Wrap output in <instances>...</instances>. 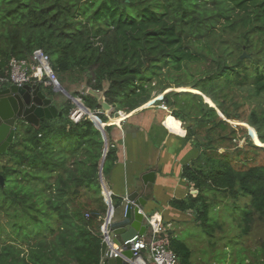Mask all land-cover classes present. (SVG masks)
<instances>
[{
  "label": "trees",
  "instance_id": "1",
  "mask_svg": "<svg viewBox=\"0 0 264 264\" xmlns=\"http://www.w3.org/2000/svg\"><path fill=\"white\" fill-rule=\"evenodd\" d=\"M37 50L91 111L100 108L86 91L105 93L113 112L99 119L111 126L104 139L98 119L73 122L67 100L63 117L20 127L0 155V264H101V171L107 177L118 160L110 136L118 113L152 101L199 151L183 169L192 190L171 206L191 213L217 263L218 245L225 256L233 240V264H264V234L255 249L245 241L255 225L264 228V0H0V76L11 59ZM159 243L194 264L179 238Z\"/></svg>",
  "mask_w": 264,
  "mask_h": 264
},
{
  "label": "crops",
  "instance_id": "2",
  "mask_svg": "<svg viewBox=\"0 0 264 264\" xmlns=\"http://www.w3.org/2000/svg\"><path fill=\"white\" fill-rule=\"evenodd\" d=\"M79 88V91L72 89L70 92L85 93V86ZM52 98L58 108L68 100L59 94ZM171 116V112L154 105V101L126 115L119 125H115L110 136L118 160L108 176L103 177L111 200L114 197L121 201L117 207L121 212L126 196L144 191L141 177L148 172L156 173L155 183H149L144 194L147 200L145 212L157 216L164 229L163 238H178L180 227L193 219L191 213H182L173 208L171 202L187 198L192 190L183 178V169L199 155V151L187 143L183 124L181 126L180 121ZM107 117L111 120L109 115ZM103 196L108 206L104 189ZM101 232L104 235L103 226Z\"/></svg>",
  "mask_w": 264,
  "mask_h": 264
},
{
  "label": "water",
  "instance_id": "3",
  "mask_svg": "<svg viewBox=\"0 0 264 264\" xmlns=\"http://www.w3.org/2000/svg\"><path fill=\"white\" fill-rule=\"evenodd\" d=\"M245 57H247L246 53L243 54L242 58ZM53 87L56 92L61 93L70 100L80 112L85 113L92 122H94V119L100 121V115H108L113 112V107L107 103L104 92L92 89L87 91L89 95L97 100L100 108V111H91L84 105L82 99L72 96L61 85H54ZM205 100L206 103L213 107L210 100ZM122 114L126 115L120 112L116 118ZM58 117H63V112L59 110L54 103V99L45 93L40 85H0V155L5 154L7 149L14 143L16 133L21 126L32 125L38 127L41 122L57 119ZM101 125L102 129L99 130L105 136L106 126L102 122ZM237 126L247 128L250 132V128L245 124H237ZM250 136L255 143L258 141L257 135L254 137L250 132ZM105 144L106 154L108 151L106 141ZM103 165L104 161L102 162L101 170H103ZM155 177L156 173L154 171L144 174L141 177L143 183L142 190L144 191H135L126 196L120 212L119 208H115L112 205L111 194L103 184V174L101 171L102 186L105 195H107L109 207L107 218L103 225L104 241L101 250V264H128L125 259H132L133 253L128 249L117 257H114V254L116 248L123 247L124 243L135 237L145 235L147 231L145 215L147 216L149 213L145 212L147 200L144 198V194L148 184L155 183ZM0 185L2 188L5 187V178L1 174Z\"/></svg>",
  "mask_w": 264,
  "mask_h": 264
},
{
  "label": "built area",
  "instance_id": "4",
  "mask_svg": "<svg viewBox=\"0 0 264 264\" xmlns=\"http://www.w3.org/2000/svg\"><path fill=\"white\" fill-rule=\"evenodd\" d=\"M41 83L60 85L50 65L49 57L41 50L35 51L28 59H11L5 77L0 76V85L24 86L40 85ZM160 108L170 113L165 105H161ZM84 116L87 115L75 108L71 112L70 119L77 123ZM145 223L147 226L145 235L135 237L124 243L123 247L116 248L114 257L128 249L133 253L131 260L125 259L128 264H180L178 256L159 243V238L165 233L157 216L145 215Z\"/></svg>",
  "mask_w": 264,
  "mask_h": 264
},
{
  "label": "rangeland",
  "instance_id": "5",
  "mask_svg": "<svg viewBox=\"0 0 264 264\" xmlns=\"http://www.w3.org/2000/svg\"><path fill=\"white\" fill-rule=\"evenodd\" d=\"M58 81V79H57ZM59 83V81H58ZM67 87L73 91H79V86H72V85H68ZM181 90H186V89H180L178 90L179 92H181ZM82 92V91H81ZM79 98V97H77ZM76 108V107H75ZM75 110V109H74ZM111 118V113L108 114ZM107 117V115H105ZM181 126H182V122H180ZM182 128V127H181ZM241 145L243 144V141L240 143ZM3 162V161H2ZM1 162V163H2ZM260 162H264V159H262ZM177 226V225H176ZM179 228V227H177ZM177 233V232H176ZM264 234V228L262 226H254V230L252 233V236L245 240L246 241V246H248L249 248L255 249L256 248V244H259L258 241L261 239L262 235ZM178 238L183 241L184 243L188 244L192 250H194V255H193V262L194 264H233V258L234 256L237 255V251H238V245L233 243V240L231 241V244H229V249H228V254H225L224 256V252H223V243L218 245V249L216 250L214 256H216V259L218 261H220L219 263H217L214 258L211 255V251L209 250V245H208V240L206 235L203 233L202 229L195 224L194 222H189L184 226H181L180 229L178 230ZM245 246V243H244ZM244 246H241L242 248H244ZM240 249V247H239ZM245 253H242V255H244ZM241 254L240 256L243 257ZM247 258L249 259V262H252V255H250V253H247ZM240 260H238L236 263H238Z\"/></svg>",
  "mask_w": 264,
  "mask_h": 264
},
{
  "label": "bare ground",
  "instance_id": "6",
  "mask_svg": "<svg viewBox=\"0 0 264 264\" xmlns=\"http://www.w3.org/2000/svg\"><path fill=\"white\" fill-rule=\"evenodd\" d=\"M123 119H125V117H123V114H122L119 123H116V125H119L120 122H121ZM94 120H95V119H94Z\"/></svg>",
  "mask_w": 264,
  "mask_h": 264
}]
</instances>
